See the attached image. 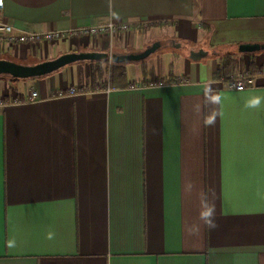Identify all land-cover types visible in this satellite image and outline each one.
<instances>
[{
	"label": "crops",
	"instance_id": "0c3cea01",
	"mask_svg": "<svg viewBox=\"0 0 264 264\" xmlns=\"http://www.w3.org/2000/svg\"><path fill=\"white\" fill-rule=\"evenodd\" d=\"M0 21L24 32L131 25L0 48L30 65L68 52L139 53L163 37L215 51L159 71L125 65L115 84L109 73L94 79L92 61L0 76V264H264V106L245 107L264 97V50L239 51L264 44V0H4ZM239 71L253 77L246 90L221 82ZM77 85L91 92L57 95ZM207 87L221 104L206 100ZM205 197L216 228L199 218Z\"/></svg>",
	"mask_w": 264,
	"mask_h": 264
},
{
	"label": "built area",
	"instance_id": "2783aa9c",
	"mask_svg": "<svg viewBox=\"0 0 264 264\" xmlns=\"http://www.w3.org/2000/svg\"><path fill=\"white\" fill-rule=\"evenodd\" d=\"M4 7V0H0V11ZM143 27H148V23L142 24ZM131 29V25L127 22H109L105 24H99L89 27H80L68 30H55L46 32H24L16 30L12 25L0 21V48L6 49L13 45H40L43 43L62 42L65 40H72L78 37H97L102 34L115 35L117 33L128 32ZM112 65L113 62L109 61ZM110 71V70H109ZM110 77V72H108ZM108 77V78H109ZM109 80V79H108ZM221 82L225 83L229 89L242 91L246 90L254 84L252 75L248 71H239L229 77L222 76ZM163 82H152L150 85H162ZM109 89V81L107 83ZM237 85L239 87H237ZM103 86H97V90L102 89ZM91 89L88 85L72 86L68 91H59L58 96H64L75 93H88ZM39 99V93L37 90L30 92V100L36 101ZM5 101L0 98V105H3Z\"/></svg>",
	"mask_w": 264,
	"mask_h": 264
},
{
	"label": "water",
	"instance_id": "95a60500",
	"mask_svg": "<svg viewBox=\"0 0 264 264\" xmlns=\"http://www.w3.org/2000/svg\"><path fill=\"white\" fill-rule=\"evenodd\" d=\"M161 47L160 42H155L144 51L129 54H109L103 52H68L57 58L39 62L36 64H23L13 60L0 58V76H10L14 79H32L49 75L68 65L81 61L107 60L115 64H126L145 60ZM264 50V44H241L239 51L242 53H254ZM207 55L203 50L193 51L191 59L200 60Z\"/></svg>",
	"mask_w": 264,
	"mask_h": 264
},
{
	"label": "rangeland",
	"instance_id": "374dc122",
	"mask_svg": "<svg viewBox=\"0 0 264 264\" xmlns=\"http://www.w3.org/2000/svg\"><path fill=\"white\" fill-rule=\"evenodd\" d=\"M162 46L153 54H151L149 57H147L145 60L138 61V62H128L124 65H130V66H136L137 68H141L142 66L147 65H155L156 70L159 71V68L162 66H166L168 64H174L176 61L179 62L180 59H183L184 57H190L191 53L193 51H197L196 49L204 48L203 51L208 53L209 58L215 57V51L212 49L208 43L207 40H205L203 43H195L194 40H177L176 43L173 42H167L166 38H162ZM159 42V41H157ZM201 50V49H200ZM198 50V51H200ZM217 50H223L217 49ZM144 51V50H143ZM228 51V50H227ZM111 64H107V71L103 75V77L107 78V74L109 70L111 69ZM159 67V68H158ZM11 80H17L12 77H8Z\"/></svg>",
	"mask_w": 264,
	"mask_h": 264
},
{
	"label": "clouds",
	"instance_id": "9594fccd",
	"mask_svg": "<svg viewBox=\"0 0 264 264\" xmlns=\"http://www.w3.org/2000/svg\"><path fill=\"white\" fill-rule=\"evenodd\" d=\"M237 87H239L237 85ZM205 98L207 101L214 105H219L222 103V96L220 94H217L213 91L211 87H207L205 89ZM262 106H264V97L262 96H253L249 98L246 103L245 107L246 108H251V109H259ZM216 119V113H213L211 116H209L205 123L208 125H212L215 123ZM258 195H261L262 198H264V193H258ZM202 208L203 210L200 212L199 218L201 221H203V224L207 226L208 228H216L217 224L215 223L214 216H215V208L213 205H210L207 202L206 197L202 199ZM194 231H198V227H195L193 229Z\"/></svg>",
	"mask_w": 264,
	"mask_h": 264
},
{
	"label": "trees",
	"instance_id": "16d2710c",
	"mask_svg": "<svg viewBox=\"0 0 264 264\" xmlns=\"http://www.w3.org/2000/svg\"><path fill=\"white\" fill-rule=\"evenodd\" d=\"M96 66L93 71L94 79L102 78L105 72L107 71L104 65L107 63L106 60L92 61ZM236 67V59L231 54H226L222 62V71L225 73H231ZM110 79L113 84L115 81L121 78H125L127 75V70L124 64H115L113 63L110 69Z\"/></svg>",
	"mask_w": 264,
	"mask_h": 264
}]
</instances>
